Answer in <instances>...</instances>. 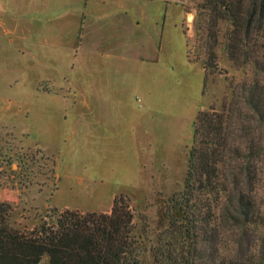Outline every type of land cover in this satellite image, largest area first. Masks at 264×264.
I'll list each match as a JSON object with an SVG mask.
<instances>
[{"label": "rangeland", "instance_id": "374dc122", "mask_svg": "<svg viewBox=\"0 0 264 264\" xmlns=\"http://www.w3.org/2000/svg\"><path fill=\"white\" fill-rule=\"evenodd\" d=\"M105 1L110 17L85 19L76 9L80 19H58L51 34L26 15L27 2L5 4L0 201L12 205L15 227L29 229L53 208L108 213L121 196L146 250L164 226L163 202L183 187L198 111H221L242 82L264 84L250 56L260 42L229 57L228 23L207 22L201 0L168 14L161 0ZM256 164L264 216V165Z\"/></svg>", "mask_w": 264, "mask_h": 264}, {"label": "trees", "instance_id": "16d2710c", "mask_svg": "<svg viewBox=\"0 0 264 264\" xmlns=\"http://www.w3.org/2000/svg\"><path fill=\"white\" fill-rule=\"evenodd\" d=\"M198 6L207 22L228 23L229 57L260 42L250 56L263 72L264 0ZM235 156L241 161L229 164ZM259 161L264 165V84L254 78L233 88L221 111H198L183 187L163 202L164 226L146 250L121 196L108 213L53 208L29 229L15 227L12 205L0 201V264H264V228L254 236L264 223L254 195Z\"/></svg>", "mask_w": 264, "mask_h": 264}, {"label": "crops", "instance_id": "0c3cea01", "mask_svg": "<svg viewBox=\"0 0 264 264\" xmlns=\"http://www.w3.org/2000/svg\"><path fill=\"white\" fill-rule=\"evenodd\" d=\"M162 2H166L168 5L165 6V13L168 14L167 8H169L170 5L179 4L182 3L183 0H161ZM9 2H27L26 6L28 7V11L31 14H26L27 16L31 15L33 17L35 24L38 26H44L46 27V30H49V34H51L52 29L54 28V23L58 19H66L67 17H70V20L73 21V18L76 15V9L81 10V18L85 16L86 18H105L110 17L108 14H104L103 6L105 5V0H0V26H2V31L6 33L10 39H11V32L9 33V30L5 24L4 16L6 11L9 9ZM60 4H67V7L69 9H63V13H59V5ZM22 7L18 8V13H21ZM61 12V7H60ZM86 12V13H85ZM64 14V15H63ZM60 15V16H59ZM90 15V16H88ZM76 17L79 18V14L76 15ZM91 18V19H92ZM81 27L83 26V19L80 21ZM80 23H73L74 28H79ZM76 24V25H75ZM85 27V26H83ZM82 27V28H83ZM50 41V39H46ZM58 43L61 44V41L56 40L54 45H58ZM75 43V42H74ZM77 45V43H75ZM71 45V43H70Z\"/></svg>", "mask_w": 264, "mask_h": 264}]
</instances>
